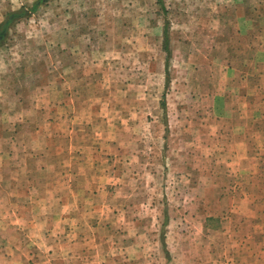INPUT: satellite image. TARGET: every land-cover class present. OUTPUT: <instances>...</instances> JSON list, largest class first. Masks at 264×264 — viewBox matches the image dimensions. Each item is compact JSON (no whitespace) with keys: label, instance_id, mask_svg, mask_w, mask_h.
Segmentation results:
<instances>
[{"label":"rangeland","instance_id":"obj_1","mask_svg":"<svg viewBox=\"0 0 264 264\" xmlns=\"http://www.w3.org/2000/svg\"><path fill=\"white\" fill-rule=\"evenodd\" d=\"M0 32V264L110 226L264 264V0H0Z\"/></svg>","mask_w":264,"mask_h":264},{"label":"crops","instance_id":"obj_2","mask_svg":"<svg viewBox=\"0 0 264 264\" xmlns=\"http://www.w3.org/2000/svg\"><path fill=\"white\" fill-rule=\"evenodd\" d=\"M110 197V200H113V197ZM104 232L112 236L116 234H122L123 237L130 236L133 240L136 237V242L130 244V241L126 239L125 242L122 240L121 244H111V247L115 249L114 253L106 251L102 258L98 257V250L95 251L99 249V245L96 244L93 247V252L96 253L93 254L94 259L91 260L83 255L79 258L73 254L68 264H172V229L138 228L130 231L129 229L117 230V227L110 226ZM188 233L187 230L182 229L176 231V234L180 236H186ZM145 236L152 237V240H148L149 243L145 242ZM29 264H38V262L34 261ZM50 264L56 263L50 262Z\"/></svg>","mask_w":264,"mask_h":264},{"label":"water","instance_id":"obj_3","mask_svg":"<svg viewBox=\"0 0 264 264\" xmlns=\"http://www.w3.org/2000/svg\"><path fill=\"white\" fill-rule=\"evenodd\" d=\"M2 37H3V34H0V39H2Z\"/></svg>","mask_w":264,"mask_h":264},{"label":"flooded vegetation","instance_id":"obj_4","mask_svg":"<svg viewBox=\"0 0 264 264\" xmlns=\"http://www.w3.org/2000/svg\"><path fill=\"white\" fill-rule=\"evenodd\" d=\"M1 32H2V31H1ZM1 32H0V33H1Z\"/></svg>","mask_w":264,"mask_h":264}]
</instances>
